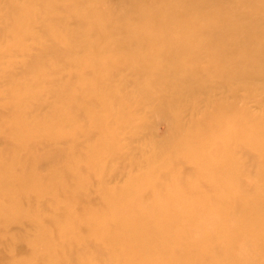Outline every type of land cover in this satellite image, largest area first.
Here are the masks:
<instances>
[{
    "label": "rangeland",
    "instance_id": "rangeland-1",
    "mask_svg": "<svg viewBox=\"0 0 264 264\" xmlns=\"http://www.w3.org/2000/svg\"><path fill=\"white\" fill-rule=\"evenodd\" d=\"M97 1L105 8H115L122 2ZM2 3L4 0H0V6ZM12 4L27 5L29 12L24 14L22 10L12 12L7 7L0 8V24L5 21L10 26L9 40L0 35V113L3 114H0V264H107L110 257L122 253L124 256L128 245L122 243L112 248L114 246L107 244L101 254L84 248L76 250V245L70 242V239L78 242L93 239L107 232L155 239L156 244L144 247L150 251L162 246L164 240L180 234H186L191 238L190 242L195 243L201 228L199 224L165 225L169 233L164 226L154 225V220L193 219L200 215L204 220L209 217L207 226L211 227L215 222L218 224L219 219H213V216L219 211L224 216V224L232 228L233 235L227 236V230H220L216 236L224 238V243H227L226 238L234 237V247L239 248L230 253L227 260L222 257L217 260L226 261L225 264H264V152L259 147L264 142V103L257 104L253 97L257 92L258 97L264 96L262 89L255 86L240 88L241 95L244 93L245 96L244 101H238V109L247 106L254 117L252 120L244 119L239 111H228L224 103L207 114H195L193 120L185 114L183 122L187 123L178 131L175 127L176 107L169 109L171 114L167 120L157 121L154 108L135 99L139 90L133 82L108 77L110 68L93 71L91 62L112 54L109 51L92 52L76 46L79 51L73 55V61L50 54L44 57L38 74L34 69L25 76L20 61L24 45L32 47L30 51L34 52L37 38H51L61 43L75 36L67 34L66 29L61 30L62 27L52 21L48 25L50 31L41 34L37 19L41 9L39 0H12ZM53 12L67 16L69 20L75 18L64 10L54 9ZM3 16H10V19L4 20ZM125 22L131 21L122 17L114 20V23ZM89 38L92 42L97 40L93 36ZM125 51L124 47L116 49L114 56L123 55ZM98 79H105L108 86L92 83ZM39 94L43 108L27 112L28 104ZM112 95L118 98L113 100ZM89 97L98 98L97 103H89ZM128 98L130 103L122 104ZM5 102L16 104L25 113L10 115L4 111L2 103ZM130 112L131 122L141 126L134 139L123 134L122 125ZM211 119H222L223 122L212 125ZM192 126L202 127L203 131L195 137L194 130H190ZM88 132L93 135L88 137ZM73 136L76 143L71 140ZM55 138H66L67 142L58 144L64 145L65 150L54 159L47 155V148H28L26 144L31 139L53 141ZM21 140L25 141L26 149L19 144ZM110 140H113L112 146H106ZM6 141L11 144L6 146ZM229 141L253 155L247 156L242 147L230 150L224 158L209 153V150L213 151V144ZM132 152L135 156L145 155L146 161L130 162ZM121 154L130 157L123 159ZM196 155L199 158L192 161L191 157ZM181 157L188 170L194 169L193 164L197 163L195 169L203 178L188 177V170L182 173L180 159H174ZM221 160L226 162L222 164ZM166 171L169 174L164 178ZM181 185L194 192H181ZM218 185L220 188L216 189ZM79 193L84 199L80 200ZM85 197L94 199V203L83 204ZM216 198L229 200V203H216ZM170 203H175L176 208L165 210V205ZM62 206L70 211L69 217L55 216L58 211L55 209ZM49 212L55 213L54 222L39 218V214ZM237 213L249 214V219ZM118 214L140 221L131 225L142 229L143 233L134 234L133 229L114 225ZM79 221L90 223L81 230ZM68 227L74 231L67 234ZM207 234L210 239V228ZM201 235L205 236L204 229L199 237ZM43 240L50 241L51 246H46ZM255 243L261 248H253ZM68 246L74 249L70 256L64 252ZM136 262L145 263V259Z\"/></svg>",
    "mask_w": 264,
    "mask_h": 264
},
{
    "label": "bare ground",
    "instance_id": "bare-ground-1",
    "mask_svg": "<svg viewBox=\"0 0 264 264\" xmlns=\"http://www.w3.org/2000/svg\"><path fill=\"white\" fill-rule=\"evenodd\" d=\"M121 1L119 6L114 4L117 6L115 8H105L104 4L97 0H39L41 9L40 12L38 11L40 16L37 14V19L40 23L38 29L42 30L41 34L50 31L48 25L52 21L57 22L56 24L62 27L61 30L66 29V33H70L75 38L68 37L61 42L62 44L53 41L51 38L50 40L37 38L34 44V52L30 51L32 47L24 45L20 61L25 76L34 69L38 74V68L42 67L44 57L50 54H59V57L73 61V55H77L79 51L76 46H80L81 49H91L92 52L109 51L112 54L101 59H94L91 62L93 71L110 68L108 77L112 79L117 77L126 83L133 82L135 88L139 90L135 99L154 108L157 121L159 119L167 120L171 114L169 109L176 107L177 110L174 115L175 127L178 131L183 129L184 124L187 123L183 122L185 114H189V119L193 120L195 114H207L217 105L224 103L228 111H239V114L246 120L254 118L247 106H243V109L239 110L237 103L244 101L245 94L241 95V87L250 89L255 86L257 89L261 88L264 93V0ZM2 7H7L12 12H21V10L24 14L29 12L27 5L14 6L12 0H4L0 8ZM54 9L64 10L68 15L75 18L69 20L67 16L58 15L57 11V13L53 12ZM76 13L79 17H76ZM3 17H5L4 20L10 19V16ZM120 17L127 18L131 22L114 23V20ZM0 35L3 37L2 39L9 40L10 26L5 21L0 24ZM91 36L97 40L92 42L89 38ZM121 47L126 50L124 54L114 56L115 50ZM122 69H125L126 72L122 73ZM89 73L92 72L89 71ZM92 83L96 86H108L105 79H98ZM257 93L253 95L254 101L262 105L264 96L258 97ZM34 98V101L28 104L30 109H27V112L43 108L42 96L39 94ZM117 98V96L112 95L113 100ZM230 98L232 100H228ZM87 100L91 104H96L98 98L89 97ZM129 103L130 99L128 98L122 104L127 106ZM2 105L5 108L4 111L10 115L25 113L16 104L5 102ZM130 116L131 112L124 119L122 126L126 131L124 130L123 134L127 133L129 138L134 139L138 137L141 126L131 122ZM211 121L212 125L223 122L222 119L218 121L211 119ZM190 130H194L193 136L195 137L196 134L200 135L203 131L202 127L200 129V127L193 126L190 127ZM90 132L87 133L88 137L93 135ZM65 139L55 138L53 141L31 139L26 144L28 148L39 146L40 148H47V155L54 159L64 153L65 146L58 144L66 143L67 140ZM71 140H74V143L77 142L74 136ZM112 141H108L106 146H112ZM24 143L25 141H19L22 148L26 149ZM117 143L120 141L117 140ZM6 144L9 146L11 143L6 141ZM212 147L213 151L209 150L210 154L213 152L212 156L221 155L224 158L225 154L230 150L235 151L239 146L229 141L215 143ZM241 147L239 149L243 148ZM259 147L264 152V142ZM242 150L247 153V156L248 154L253 155L246 148ZM121 156L123 159L126 156L130 157L128 154H121ZM131 156L130 162L146 161L147 159L145 155L135 156L133 152ZM196 158L198 159L199 155L192 156L191 160ZM174 159L175 161L180 159L182 173L188 170L184 165L185 159L183 157ZM220 162L224 164L226 160ZM195 166L197 167V163L193 164L194 169L189 168L188 177L202 179V174L196 171ZM168 174L169 172L166 171L163 174L164 178ZM204 179L208 181L206 177ZM209 184L212 183L209 182ZM229 186L231 187V185ZM218 188L220 185L216 189ZM180 190L184 193L192 194L194 192L185 185H181ZM102 191L105 193L104 189ZM78 195L80 200L84 199L81 193ZM85 199L83 204L90 206L94 203V199L89 197H85ZM217 202H224L228 205L229 200L221 201L216 198ZM77 206L80 205L77 203ZM165 208L169 211L175 209L176 205L175 203L166 204ZM66 209L67 207L64 206L58 207L55 209L58 210L55 216L69 217L70 211H66ZM177 209L180 207L177 206ZM221 213L219 211L213 216V219L216 217L219 220L218 224L215 222L211 227L207 226L209 217L207 216L204 220L203 216L200 215L193 219L162 218L158 221L154 220L153 224L160 228L165 227V225L182 227L187 224H199L201 228L198 229L199 234L195 243L190 242L191 238L186 234H180L164 240V243L160 244L162 246L150 251L148 250L149 245L156 244L155 239L137 238L133 235L129 237L126 234L124 236L120 234L118 236L110 235L108 232L93 237V239L87 238L80 242L76 239H70V242L76 245V250L77 248H84L101 254L105 250L104 245L114 246L112 248H117L122 243L128 245V250L124 256L122 253L118 257H110L107 264H119V261L125 262V264H225L226 261L217 260L218 257L227 260L229 254L237 251L239 247H234V237L226 238L227 243L223 242L224 238L217 237L220 230H227V236L233 235L232 228L224 224V216ZM54 214L51 212L41 213L39 218L54 222L56 220ZM237 215L249 219V214L237 213ZM116 218L117 221L113 222L114 225H120V228L124 226L130 230L133 229L134 234L143 233L142 229L131 225V223L136 225L140 221L135 222L134 218L122 216V214H118ZM199 221H204V223L200 224ZM77 223L79 224L78 228L82 230L90 222L79 221ZM208 228H210V235H212L210 239L207 234ZM202 229H204L205 236L199 237ZM165 230L168 229L165 227ZM73 231L70 227L66 229L67 234ZM168 232L171 233L170 230ZM62 235L63 231L60 232V237ZM43 243L46 246H51L48 240H43ZM256 244L258 243L252 247L260 249L261 247ZM146 246L148 248H144ZM243 247L247 248V246ZM73 250L68 246L64 252L70 256ZM244 250L242 248L241 251L244 252ZM143 258L145 263L136 262Z\"/></svg>",
    "mask_w": 264,
    "mask_h": 264
}]
</instances>
